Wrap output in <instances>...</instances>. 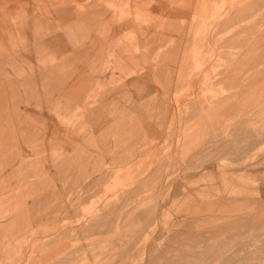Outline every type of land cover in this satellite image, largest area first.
Listing matches in <instances>:
<instances>
[{
	"label": "rangeland",
	"instance_id": "rangeland-1",
	"mask_svg": "<svg viewBox=\"0 0 264 264\" xmlns=\"http://www.w3.org/2000/svg\"><path fill=\"white\" fill-rule=\"evenodd\" d=\"M168 1L0 0V264H264V0Z\"/></svg>",
	"mask_w": 264,
	"mask_h": 264
},
{
	"label": "crops",
	"instance_id": "crops-1",
	"mask_svg": "<svg viewBox=\"0 0 264 264\" xmlns=\"http://www.w3.org/2000/svg\"><path fill=\"white\" fill-rule=\"evenodd\" d=\"M163 3L165 6L164 5L162 6L161 2L158 3V7L160 8V12L162 10L161 13L159 12V17L160 18H166V21L164 19H162V21H165L169 24H173V28L176 30L177 33H180L182 31L183 25L177 26L173 20H183V21L187 20V18H190L192 13H195L196 11H197L196 13H199V12H201L199 9H202L203 7L205 8V0H174V1H168L167 3L166 2H163ZM231 3L234 5L241 4V0H231ZM252 6H249V7H252ZM236 15L240 16L239 10L236 13ZM219 18H221L223 21V17H219ZM186 23L184 25L187 26ZM188 23H191V21H188ZM167 32H168V30H167ZM173 32H175V31H173ZM193 32L194 31H192V33ZM166 38L168 39V38H173V37L169 36ZM176 38H180V36H177Z\"/></svg>",
	"mask_w": 264,
	"mask_h": 264
},
{
	"label": "bare ground",
	"instance_id": "bare-ground-1",
	"mask_svg": "<svg viewBox=\"0 0 264 264\" xmlns=\"http://www.w3.org/2000/svg\"><path fill=\"white\" fill-rule=\"evenodd\" d=\"M67 4H68V3H67ZM65 5H66V4H65ZM67 6H68V5H67ZM42 7H43V6H42ZM64 8L66 9L67 7L64 6ZM80 8H81V7H80ZM30 12H31V11H30ZM28 13H29V10H28ZM74 15H76V14H74ZM88 16L90 17L91 15H89V14L87 13V15L83 16V18H84V20H85L86 22H89V20H87V17H88ZM95 16H96V15H95ZM92 17H94V16H92ZM92 17H91V19H90V23H92V22L95 23V21H96L95 18H96L97 16H96L95 18H92ZM77 18H78V17H77ZM96 19H97V18H96ZM91 20H92V21H91ZM72 21H74V20H72ZM72 21H66V24L68 25V24H70L69 22H72ZM75 21H76V19H75ZM70 25H71V24H70ZM70 25H69V26H70ZM114 26H115V25H114ZM78 28H79V27H77V29H78ZM77 29H76V30H77ZM19 30H20V29H19ZM72 31H73V30H72ZM135 51H136V50H135ZM65 120H66V119H65ZM245 148H246V147H245ZM8 223H9V222H8ZM10 226H11V225H10ZM7 256H8L7 259L9 260V259H10V253H9V252H8V255H7ZM8 262H9V261H8ZM8 264H9V263H8Z\"/></svg>",
	"mask_w": 264,
	"mask_h": 264
}]
</instances>
